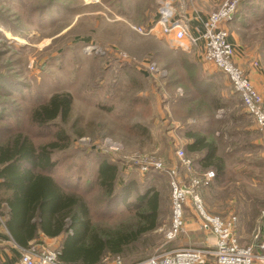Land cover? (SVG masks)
Instances as JSON below:
<instances>
[{
    "label": "rangeland",
    "instance_id": "rangeland-1",
    "mask_svg": "<svg viewBox=\"0 0 264 264\" xmlns=\"http://www.w3.org/2000/svg\"><path fill=\"white\" fill-rule=\"evenodd\" d=\"M167 1L175 13L188 14L196 27L224 0ZM161 9L160 0H0V116H4L0 138L18 128L36 144H45L63 129L70 142L53 154L60 163L55 175H69L72 185L81 182L78 190L85 192L83 198L97 227L135 221L134 204H114L111 214H105L111 205L96 182L102 160L118 165V189L134 181L140 192L147 184L155 185L162 194V224L143 236L147 250L136 260L141 261L178 245H208L204 227L203 243L195 244L185 229L167 239L172 212L170 177L165 171L148 173L153 168L143 171L139 164L156 158L167 168L175 166L187 174L176 151L185 150L190 141L186 132L207 128L224 171L201 190L206 209L224 218L236 215L240 242L256 244L259 230V240L264 239L261 132L227 75L203 59L200 47L194 46L190 54L182 51L180 57H173L176 63H170L172 47L159 27L149 33ZM228 23L229 32L236 33V40L232 38L236 63L264 98V0H242ZM178 61L190 72L179 71ZM153 62L158 71L148 69ZM198 67L199 77L210 81L207 97L178 104L179 97L190 91L187 76L198 73ZM64 93L73 96L72 111L65 121L57 119L45 128L31 123L35 108ZM185 152L195 163L196 175L216 172L214 167L204 168L195 154ZM135 198L133 192L129 202ZM3 211L7 212L4 206ZM0 226V264H14L22 250L15 246L5 224ZM63 238L40 234L35 241L58 248ZM128 258L134 259V254Z\"/></svg>",
    "mask_w": 264,
    "mask_h": 264
},
{
    "label": "trees",
    "instance_id": "trees-1",
    "mask_svg": "<svg viewBox=\"0 0 264 264\" xmlns=\"http://www.w3.org/2000/svg\"><path fill=\"white\" fill-rule=\"evenodd\" d=\"M199 76L197 71L187 76L191 80L190 91L179 97L178 104L207 97L210 81ZM72 106L71 93L55 94L32 111L30 121L40 128L48 127L57 119L65 121ZM0 120L3 121L4 116H0ZM7 133V138H0V215L16 245L27 248L40 234L63 236L59 249L60 258L66 264H109L116 256L125 260L133 254L134 259L128 258L130 261L125 262H139L136 260L146 252L145 248L147 250V241L142 243L143 236L162 224V194L155 185L147 184L146 189L140 192L136 191L134 181L118 189V165L102 160L96 170V182L111 205L105 214H111L114 204H134L135 221L118 227H97L83 198L85 192L78 190L81 182L72 185L69 175H55L60 171V163L53 159V154L69 146L70 136L59 129L51 141L36 144L22 129ZM186 137L190 141L185 150L195 154L204 168L214 167L216 175H222L224 163L217 145L208 137L207 128L188 131ZM151 170L148 173L158 171L155 168ZM133 192H136V198L129 202ZM3 206L7 212L3 211Z\"/></svg>",
    "mask_w": 264,
    "mask_h": 264
},
{
    "label": "built area",
    "instance_id": "built-area-1",
    "mask_svg": "<svg viewBox=\"0 0 264 264\" xmlns=\"http://www.w3.org/2000/svg\"><path fill=\"white\" fill-rule=\"evenodd\" d=\"M241 2L242 0H224L207 15L201 27H193L188 14H177L167 0H160L162 9L155 26L149 28V33L155 32L159 27V32L168 37L172 47L186 51L194 46L201 48L203 59L214 63L218 70L225 73L239 94L246 112L261 132L264 150V98L245 69L236 63L235 48L226 28ZM148 69L151 72L158 71V64L150 63ZM176 155L187 174H182L175 166L167 168L162 160L156 158L139 162L143 171L155 168L165 171L170 177L171 224L165 235L171 240L181 233L185 225L186 208L191 207L201 219L203 227L215 238V248L179 247L135 263H126L121 256H116L111 264H206L210 256L215 258L217 264H264V239L259 240L261 230L255 234L256 244H242L236 232V215L224 218L206 209L201 190L215 179V171L207 170L196 175L195 163L186 156L185 150L177 149ZM19 248L22 253L14 264H66L60 258L59 247H45L32 241L27 248Z\"/></svg>",
    "mask_w": 264,
    "mask_h": 264
},
{
    "label": "crops",
    "instance_id": "crops-1",
    "mask_svg": "<svg viewBox=\"0 0 264 264\" xmlns=\"http://www.w3.org/2000/svg\"><path fill=\"white\" fill-rule=\"evenodd\" d=\"M206 18V17H205ZM233 21V20H232ZM231 22V21H230ZM229 22V23H230ZM202 23H203V20H202V22H200V24L199 25H197L196 27H201L202 26ZM228 23V24H229ZM233 24V23H232ZM235 35H236V33H235V31L234 32H232V33H230V41L233 43V41H232V38H233V40L235 39ZM162 36H164V35H162ZM165 37V39L166 40H168V43H169V45L171 46V44H170V42H169V39H168V37H166V36H164ZM236 40V39H235ZM238 42V41H237ZM234 44V43H233ZM236 44V43H235ZM172 47V46H171ZM182 51H186V50H181V49H177V48H174V47H172V49L170 50V55H171V60H170V63L171 64H174V63H176V59H173V57L175 58V57H180L183 53H184V55L185 54H190V50L189 51H186V52H183L182 53ZM193 61H195V59L193 60ZM195 63H196V61H195ZM187 66H189V65H187ZM175 67H177L178 68V70H179V68H180V70L182 71V72H184V73H188L187 71H189V70H185V66L184 65H182L181 64V62L180 61H178L177 62V65H175ZM198 69H199V73L201 72V68H199L198 67ZM179 70V71H180ZM201 74V73H200ZM179 78V77H178ZM212 214H214V213H212ZM190 215H192L193 216V218H195V222L193 223V221H191V217H190ZM0 224H2V225H4V221H3V218H2V216H0ZM171 224V223H170ZM170 226V225H169ZM1 227V226H0ZM203 225H202V222H201V219L199 218V216L197 215V213L193 210V209H189V210H187L186 209V212H185V225H184V228H183V230L185 229V231H186V234L188 235V238H191V239H193L194 240V242H195V244L196 243H203V241L205 240V238L203 237V235L202 234H204V232L202 231L203 229ZM182 230V231H183ZM205 233H206V236L208 237L207 238V242H208V245L207 246H205V247H203V248H207V249H214L215 248V238L213 237V235L211 234V232L210 231H205ZM209 234H211V236H209ZM239 240L241 241V237H239ZM192 242V241H191ZM188 244L187 245H191V243H189V242H187ZM178 247H180L179 245H178ZM174 248H177V247H174ZM174 248H172V249H174ZM206 264H217L216 263V261H215V258L213 257V256H210L209 258H208V261H207V263Z\"/></svg>",
    "mask_w": 264,
    "mask_h": 264
}]
</instances>
